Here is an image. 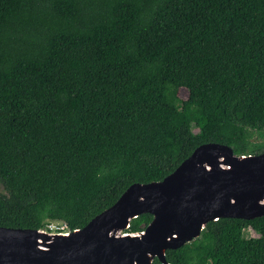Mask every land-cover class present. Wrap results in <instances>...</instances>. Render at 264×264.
<instances>
[{"label": "trees", "instance_id": "16d2710c", "mask_svg": "<svg viewBox=\"0 0 264 264\" xmlns=\"http://www.w3.org/2000/svg\"><path fill=\"white\" fill-rule=\"evenodd\" d=\"M206 143L264 153V0H0V227L80 229ZM165 258L264 264V216Z\"/></svg>", "mask_w": 264, "mask_h": 264}, {"label": "water", "instance_id": "95a60500", "mask_svg": "<svg viewBox=\"0 0 264 264\" xmlns=\"http://www.w3.org/2000/svg\"><path fill=\"white\" fill-rule=\"evenodd\" d=\"M152 216L137 233L130 221ZM264 216V153L235 156L217 143L198 146L161 181L130 185L84 227L67 233L0 227V264H169L165 253L220 218Z\"/></svg>", "mask_w": 264, "mask_h": 264}, {"label": "built area", "instance_id": "2783aa9c", "mask_svg": "<svg viewBox=\"0 0 264 264\" xmlns=\"http://www.w3.org/2000/svg\"><path fill=\"white\" fill-rule=\"evenodd\" d=\"M52 225V224H50ZM50 225H48V232L54 234V233H67L68 230L64 224H59V227H54L53 229L50 228ZM50 230V231H49Z\"/></svg>", "mask_w": 264, "mask_h": 264}, {"label": "rangeland", "instance_id": "374dc122", "mask_svg": "<svg viewBox=\"0 0 264 264\" xmlns=\"http://www.w3.org/2000/svg\"><path fill=\"white\" fill-rule=\"evenodd\" d=\"M179 96H180V98L181 99H184L185 97H186V91L184 90V89H182L181 91H180V93H179ZM54 227H59V224H57V223H53L52 225H50V228L51 229H53ZM50 231V230H49ZM46 232H48V231H46ZM51 233V232H50ZM247 235H249V236H254V234L251 232V229H249L248 231H247Z\"/></svg>", "mask_w": 264, "mask_h": 264}]
</instances>
